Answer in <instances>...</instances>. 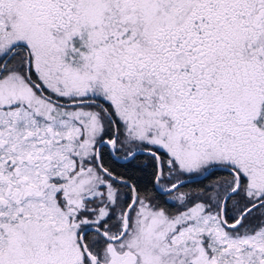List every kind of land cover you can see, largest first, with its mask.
Returning a JSON list of instances; mask_svg holds the SVG:
<instances>
[{
	"label": "snow or ice",
	"instance_id": "obj_1",
	"mask_svg": "<svg viewBox=\"0 0 264 264\" xmlns=\"http://www.w3.org/2000/svg\"><path fill=\"white\" fill-rule=\"evenodd\" d=\"M0 264H264V0H0Z\"/></svg>",
	"mask_w": 264,
	"mask_h": 264
},
{
	"label": "trees",
	"instance_id": "obj_2",
	"mask_svg": "<svg viewBox=\"0 0 264 264\" xmlns=\"http://www.w3.org/2000/svg\"><path fill=\"white\" fill-rule=\"evenodd\" d=\"M214 179H216L215 176L209 175L207 178L202 177L201 179H199V181H202L203 183L206 184V183L211 182V181L214 180ZM196 184H197V181H193V182H192V185H193V186H196Z\"/></svg>",
	"mask_w": 264,
	"mask_h": 264
},
{
	"label": "water",
	"instance_id": "obj_3",
	"mask_svg": "<svg viewBox=\"0 0 264 264\" xmlns=\"http://www.w3.org/2000/svg\"><path fill=\"white\" fill-rule=\"evenodd\" d=\"M202 177H200L199 179H201Z\"/></svg>",
	"mask_w": 264,
	"mask_h": 264
}]
</instances>
